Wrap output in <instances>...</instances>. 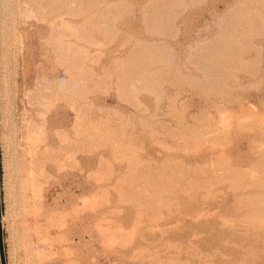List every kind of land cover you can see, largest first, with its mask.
<instances>
[{"label":"rangeland","instance_id":"obj_1","mask_svg":"<svg viewBox=\"0 0 264 264\" xmlns=\"http://www.w3.org/2000/svg\"><path fill=\"white\" fill-rule=\"evenodd\" d=\"M263 5L0 0L7 264H264Z\"/></svg>","mask_w":264,"mask_h":264},{"label":"water","instance_id":"obj_2","mask_svg":"<svg viewBox=\"0 0 264 264\" xmlns=\"http://www.w3.org/2000/svg\"><path fill=\"white\" fill-rule=\"evenodd\" d=\"M1 178V176H0ZM0 260L1 264H7L6 251L4 246V234L2 226V196H1V179H0Z\"/></svg>","mask_w":264,"mask_h":264},{"label":"bare ground","instance_id":"obj_3","mask_svg":"<svg viewBox=\"0 0 264 264\" xmlns=\"http://www.w3.org/2000/svg\"><path fill=\"white\" fill-rule=\"evenodd\" d=\"M170 3H171V1H169ZM168 3V2H167ZM263 3V2H262ZM109 4V3H108ZM97 5V4H96ZM105 5V4H104ZM116 5V4H115ZM264 6V5H263ZM162 11H164V10H162ZM166 12V11H165ZM176 12V11H175ZM175 15V14H174ZM102 16V15H101ZM248 17V16H247ZM260 17V16H259ZM171 18V17H170ZM251 18H253L252 16H251ZM156 19V18H155ZM154 19V20H155ZM172 19V18H171ZM251 20V19H250ZM245 21H246V19H245ZM155 23V22H154ZM162 23V22H161ZM164 23V22H163ZM245 23V22H244ZM252 23V22H251ZM255 23V22H254ZM158 24V23H157ZM68 25V24H67ZM167 25V24H166ZM251 25V24H250ZM68 26H70V25H68ZM253 26H255V25H253ZM259 26H261V25H259ZM250 27H252V26H250ZM243 28V27H242ZM244 32V31H243ZM253 37V36H252ZM165 43V42H164ZM166 48V47H165ZM213 67V66H212ZM227 67V66H226ZM220 69H222V68H220ZM233 70V69H232ZM220 71V70H219ZM228 72V71H227ZM226 72V73H227ZM227 75V74H226ZM232 76V75H231ZM214 80V79H213ZM219 82V81H218Z\"/></svg>","mask_w":264,"mask_h":264}]
</instances>
